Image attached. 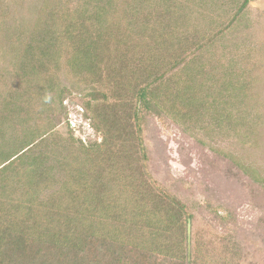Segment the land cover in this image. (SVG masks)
<instances>
[{
  "label": "trees",
  "instance_id": "obj_1",
  "mask_svg": "<svg viewBox=\"0 0 264 264\" xmlns=\"http://www.w3.org/2000/svg\"><path fill=\"white\" fill-rule=\"evenodd\" d=\"M251 1L0 0V264H264V179L230 151L264 126ZM153 119L195 141L210 183L185 198L151 177Z\"/></svg>",
  "mask_w": 264,
  "mask_h": 264
},
{
  "label": "rangeland",
  "instance_id": "obj_2",
  "mask_svg": "<svg viewBox=\"0 0 264 264\" xmlns=\"http://www.w3.org/2000/svg\"><path fill=\"white\" fill-rule=\"evenodd\" d=\"M253 27L249 31L251 32L252 44L260 45L264 54V0H252L249 3ZM260 54V53H259ZM264 63V58L262 59ZM259 93L258 100L262 103V110L264 114V64L261 72L260 83L256 88ZM76 92H74L75 94ZM78 110V107H76ZM71 109L70 120L73 125H76L78 131L75 133L77 137H81L86 140L87 137L98 139V135L93 133L89 124L82 120L81 115L73 112ZM60 130L65 132L66 126L61 125ZM198 137H201L199 135ZM259 146L257 148L241 149L236 147L230 150L234 152L236 158L243 159L246 164L254 169L258 175L264 179V126L261 128ZM101 139L99 138V142ZM229 142H221L217 146L211 144L213 147L228 151ZM195 141L190 138H184L178 133L173 126H168L167 123L153 119L148 124V130L146 133V147L149 150L147 168L148 172L154 180L162 185H165L173 192L180 193L183 197H188L189 192L192 190L191 183L196 185L200 180L207 185L210 180H203V165L198 160H191L192 152L194 151ZM198 150V149H197ZM195 155V154H194ZM214 160V158H212ZM220 161V160H219ZM221 162V161H220ZM222 166L223 186L221 190H226L225 194L229 196L230 204L240 208L242 213H246L250 210L248 203H253V196L249 195L251 190L250 185L246 182V178L243 177L233 165L228 162H224ZM202 165V166H201ZM210 179V178H209ZM211 180L215 181V177H211ZM183 182V183H181ZM237 191L239 192L236 196ZM245 195L244 193H247ZM201 193L197 194V198ZM224 197V196H222ZM264 206V199L259 198L256 200V206ZM257 209V208H256ZM252 216L260 219H264V208L255 210L252 208Z\"/></svg>",
  "mask_w": 264,
  "mask_h": 264
},
{
  "label": "water",
  "instance_id": "obj_3",
  "mask_svg": "<svg viewBox=\"0 0 264 264\" xmlns=\"http://www.w3.org/2000/svg\"><path fill=\"white\" fill-rule=\"evenodd\" d=\"M189 234H190V225H189Z\"/></svg>",
  "mask_w": 264,
  "mask_h": 264
}]
</instances>
